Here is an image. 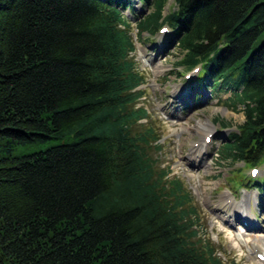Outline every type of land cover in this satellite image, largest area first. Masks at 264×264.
<instances>
[{
  "label": "trees",
  "instance_id": "obj_1",
  "mask_svg": "<svg viewBox=\"0 0 264 264\" xmlns=\"http://www.w3.org/2000/svg\"><path fill=\"white\" fill-rule=\"evenodd\" d=\"M169 1L140 0L139 17L132 0H0V264H235L158 165L134 33L170 26L195 86L243 106L219 155L262 165L264 0H172L165 15Z\"/></svg>",
  "mask_w": 264,
  "mask_h": 264
},
{
  "label": "rangeland",
  "instance_id": "obj_2",
  "mask_svg": "<svg viewBox=\"0 0 264 264\" xmlns=\"http://www.w3.org/2000/svg\"><path fill=\"white\" fill-rule=\"evenodd\" d=\"M132 2L133 13L143 16L142 2ZM173 8L175 4L170 0L164 14ZM148 11L149 8L145 12ZM126 13L136 19L129 10ZM162 30L156 36L147 32L138 35L135 27L137 50L133 53L146 80L139 88L143 96L138 106L148 110L147 124L152 123L161 137L160 150L156 152L158 165L169 169V177L180 179L192 193L200 219L199 237L209 238L220 254L235 264H264L256 256V249L264 253V185L260 192L256 188L233 189L230 180L234 171L240 167L250 175L251 169L219 155L221 146L231 141L230 134L246 120L243 106L237 110L228 107L225 100L234 95L232 90L213 91L212 82L210 86L203 83L192 88L193 82L188 83L186 78L190 81L194 77L178 64L183 55L176 38L170 40L171 33L162 35ZM175 86V91H183L173 94ZM177 115L180 117L175 120ZM222 122L228 123V128ZM205 135L210 136V142L205 141ZM258 169L256 177H264V164ZM244 213L258 229L245 233L237 223L243 216L236 215Z\"/></svg>",
  "mask_w": 264,
  "mask_h": 264
},
{
  "label": "bare ground",
  "instance_id": "obj_3",
  "mask_svg": "<svg viewBox=\"0 0 264 264\" xmlns=\"http://www.w3.org/2000/svg\"><path fill=\"white\" fill-rule=\"evenodd\" d=\"M175 89H176V86H175L174 89H173V92H172L173 94H175ZM182 91H183V90H182ZM182 91H180L179 93H181ZM207 136H209V135H205V139H206ZM204 144H205V142H202V143H201V146H203Z\"/></svg>",
  "mask_w": 264,
  "mask_h": 264
}]
</instances>
